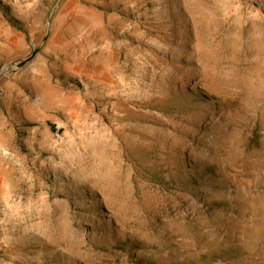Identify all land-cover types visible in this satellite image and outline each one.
<instances>
[{"label":"rangeland","instance_id":"rangeland-1","mask_svg":"<svg viewBox=\"0 0 264 264\" xmlns=\"http://www.w3.org/2000/svg\"><path fill=\"white\" fill-rule=\"evenodd\" d=\"M0 264H264V0H0Z\"/></svg>","mask_w":264,"mask_h":264},{"label":"water","instance_id":"water-1","mask_svg":"<svg viewBox=\"0 0 264 264\" xmlns=\"http://www.w3.org/2000/svg\"><path fill=\"white\" fill-rule=\"evenodd\" d=\"M25 61H23V62H21L20 64H18L17 66H19V65H21V64H23Z\"/></svg>","mask_w":264,"mask_h":264}]
</instances>
